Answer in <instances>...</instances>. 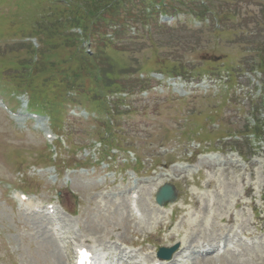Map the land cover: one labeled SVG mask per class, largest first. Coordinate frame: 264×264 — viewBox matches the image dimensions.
I'll use <instances>...</instances> for the list:
<instances>
[{
	"label": "rangeland",
	"instance_id": "374dc122",
	"mask_svg": "<svg viewBox=\"0 0 264 264\" xmlns=\"http://www.w3.org/2000/svg\"><path fill=\"white\" fill-rule=\"evenodd\" d=\"M23 1L0 0V43L31 35L28 27L36 17L44 15L40 23L42 27L51 23L50 12L44 14L41 9L34 13L31 4L21 5ZM260 2L212 0L207 8L218 15L220 21L216 25L211 15L206 14L208 23L200 27H194L184 17L183 21L173 22L171 28L160 27L149 37L131 43L119 41L104 50L117 73L122 67L124 73H130V76H123L126 80L121 79L122 75L116 76L122 81L117 83L118 86L127 89L141 91L153 87L152 82L139 83L136 73L145 75L158 70L180 72L186 80H199L204 76L213 84L195 97L183 100L166 91L159 93L150 88L143 95L139 92L129 100V96L126 97L124 102L130 104L118 107L119 112L131 111L119 119V139L123 141L121 148L124 151L117 153L113 167L109 169L105 170L106 165L93 167L94 162L103 156L98 142L104 136L97 128V119L82 120L65 106L62 127L53 131L63 140V149H58L52 157L56 159L57 172L44 168L51 164L48 156L54 151L42 136V131L49 130V122L44 120L42 127L31 122H17L0 110V264H72L67 251L75 238L95 244L99 253L106 256L115 253L111 247L113 242L118 247L121 243L135 245L137 237L157 241L159 246L178 243L182 247L186 239L195 243L207 223L211 224V233L217 236L224 237L235 231L248 234L251 236L248 243H254V246H249L246 257H238L240 259L233 262L229 253H224L221 242V256L199 264H264V212L261 204L264 195V139L258 140V149L251 158L252 151L243 137L235 145L245 157L242 160L229 138L231 134L243 131L246 120H250L251 101L260 104V99L252 96L248 81L242 77L243 72L252 70L249 60L252 55L244 52L245 40L251 39L256 47L264 46ZM176 7L191 6L187 2ZM231 19H235V23ZM18 27L20 29L14 36L11 29ZM26 46L0 44V59L3 60L0 62L6 63L1 70L3 76L11 74L8 64L24 62L25 53L21 49ZM10 50L19 51L11 53ZM42 50L45 55L52 56L51 62L60 63L63 59L64 50L59 46L51 49L45 45ZM206 61L215 63L203 64ZM54 66L56 70L58 65ZM12 72L27 77L22 68L14 67ZM222 85H228V90ZM28 93L30 109L44 113L41 90H29ZM44 95L48 100L53 99L50 91ZM25 98L16 96V106ZM113 98L107 97L110 105L114 104ZM89 106L93 110L91 105L87 108ZM17 112L24 110L18 108ZM208 117H212L211 121L207 120ZM98 118L103 119L99 115ZM263 118V114L261 118L259 116V119ZM215 152L223 155L220 157L226 164L211 161L219 157L213 155ZM137 160L142 166L138 172L134 169ZM81 166L85 169L80 170ZM132 168L135 174L130 171ZM126 169L127 174L124 173ZM111 171L117 174H111L109 179L106 174ZM164 183H171L179 189L178 200L158 207L154 195ZM20 190L46 204H56L55 194L60 193L58 203L73 217L63 212L59 215L60 227L66 226L58 232L59 235L65 234L57 245L49 233H42L44 229L39 227V217L31 215L24 205L14 200L16 191ZM131 195L136 197L134 201L145 211L144 215L149 214L140 225L128 213ZM228 222L230 224H226ZM157 223L163 227L159 229ZM165 226L169 228L164 231ZM156 228L163 235L154 232ZM245 242L236 237L229 239L227 245L239 251L243 244H247Z\"/></svg>",
	"mask_w": 264,
	"mask_h": 264
},
{
	"label": "trees",
	"instance_id": "16d2710c",
	"mask_svg": "<svg viewBox=\"0 0 264 264\" xmlns=\"http://www.w3.org/2000/svg\"><path fill=\"white\" fill-rule=\"evenodd\" d=\"M70 6L68 13L64 14V17L69 16L70 18L64 23L61 24L60 21L54 20V24H51L48 28H46L47 32H43V35L48 37L46 43L47 46L51 49H54L57 38L62 37L66 40L71 41V37L67 35H63V26H80L83 30H90L91 34H95L96 30L101 29V31L106 30V25L102 22L103 19H108L110 22H125L126 16L119 14V6L120 4H126V0H69ZM212 0H209L211 2ZM127 5V4H126ZM128 11V9H127ZM230 14V13H229ZM228 15V14H226ZM129 16L132 17L130 14ZM231 16V15H230ZM63 20H65L63 18ZM99 28V29H98ZM41 34V33H40ZM55 39L54 43H49L48 40ZM242 40H245L243 38ZM246 42L243 43L246 49L244 52H250L254 54V57L258 59L259 68L264 69V46L256 47L251 39H246ZM42 57V54H40ZM101 53H98L94 57L86 58L79 56L78 54H70V58L66 59L67 63L70 66H73L71 62V58H73V62L76 64L75 71H78L80 76H84V78L90 80L93 88H98L101 90H107L111 87H117L116 81L113 77L116 74H124L125 68H120V73H117V69L114 64L109 61V59L105 58V56L101 57ZM69 66V67H70ZM90 72V75L88 74ZM96 74V75H94ZM98 76V77H97ZM252 132L256 137L264 138V125L260 124L258 126H254L252 128Z\"/></svg>",
	"mask_w": 264,
	"mask_h": 264
},
{
	"label": "water",
	"instance_id": "95a60500",
	"mask_svg": "<svg viewBox=\"0 0 264 264\" xmlns=\"http://www.w3.org/2000/svg\"><path fill=\"white\" fill-rule=\"evenodd\" d=\"M174 199L172 189L168 186L162 188L157 194L156 201L158 204L163 202L172 201Z\"/></svg>",
	"mask_w": 264,
	"mask_h": 264
},
{
	"label": "bare ground",
	"instance_id": "6f19581e",
	"mask_svg": "<svg viewBox=\"0 0 264 264\" xmlns=\"http://www.w3.org/2000/svg\"><path fill=\"white\" fill-rule=\"evenodd\" d=\"M201 236L203 237L204 234H202ZM201 236H200L199 240H201ZM185 250H186V253H188V256H189V257H192V256L194 255V253L192 252L191 243L189 244L188 248H185ZM182 252H183V250H182ZM131 256H133V255L130 254L129 257H131ZM118 260H120V259H118ZM194 260H195L196 262H198V263H200V262L203 261V260H199L198 257H197V258L194 257ZM206 262H208V260L205 261V262H203V263H206ZM175 263H176L175 261L172 262V264H175Z\"/></svg>",
	"mask_w": 264,
	"mask_h": 264
}]
</instances>
